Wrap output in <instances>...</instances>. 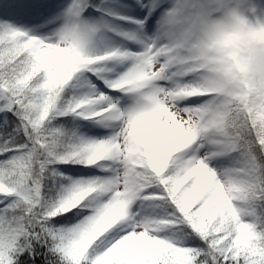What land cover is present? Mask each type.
Instances as JSON below:
<instances>
[{"label": "snow or ice", "instance_id": "obj_1", "mask_svg": "<svg viewBox=\"0 0 264 264\" xmlns=\"http://www.w3.org/2000/svg\"><path fill=\"white\" fill-rule=\"evenodd\" d=\"M10 5L0 264H264V90L227 54L264 42V17L233 0Z\"/></svg>", "mask_w": 264, "mask_h": 264}, {"label": "clouds", "instance_id": "obj_2", "mask_svg": "<svg viewBox=\"0 0 264 264\" xmlns=\"http://www.w3.org/2000/svg\"><path fill=\"white\" fill-rule=\"evenodd\" d=\"M212 12H219L229 6V0H211ZM232 38L225 36L220 41L222 50L227 51ZM232 68L240 82L254 90H264V42L258 40L246 41L232 53Z\"/></svg>", "mask_w": 264, "mask_h": 264}, {"label": "rangeland", "instance_id": "obj_3", "mask_svg": "<svg viewBox=\"0 0 264 264\" xmlns=\"http://www.w3.org/2000/svg\"><path fill=\"white\" fill-rule=\"evenodd\" d=\"M2 0H0L1 2ZM234 4L248 16L255 18L256 16L264 17V0H233ZM6 4H10V0H5ZM11 12V7H4L3 16L7 17Z\"/></svg>", "mask_w": 264, "mask_h": 264}, {"label": "trees", "instance_id": "obj_4", "mask_svg": "<svg viewBox=\"0 0 264 264\" xmlns=\"http://www.w3.org/2000/svg\"><path fill=\"white\" fill-rule=\"evenodd\" d=\"M4 7L9 8V7H11V5H10V4H6V3H5V0H2V1L0 2V11H2Z\"/></svg>", "mask_w": 264, "mask_h": 264}]
</instances>
